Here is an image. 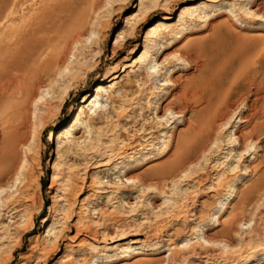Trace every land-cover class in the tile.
<instances>
[{
    "label": "rangeland",
    "instance_id": "1",
    "mask_svg": "<svg viewBox=\"0 0 264 264\" xmlns=\"http://www.w3.org/2000/svg\"><path fill=\"white\" fill-rule=\"evenodd\" d=\"M76 1L0 0V162L27 158L17 182L13 173L3 180L18 208L7 212L0 199V264H241L254 251L261 257L253 264H264V131L250 136L244 121L250 105L264 114V0H151L138 38L116 48L127 16L147 1L120 0L96 14L79 42L56 44L59 9ZM199 2L204 7L179 17ZM164 15L173 17L164 31L171 39L150 45L140 75L146 33ZM114 68L121 77L98 98L97 120L83 115L84 124L71 127L85 94L95 96ZM211 96L225 116L195 140L189 126ZM65 127L73 133L62 134ZM148 132L154 159L118 157ZM180 146L181 167L137 179ZM127 239L138 241L109 251Z\"/></svg>",
    "mask_w": 264,
    "mask_h": 264
},
{
    "label": "bare ground",
    "instance_id": "2",
    "mask_svg": "<svg viewBox=\"0 0 264 264\" xmlns=\"http://www.w3.org/2000/svg\"><path fill=\"white\" fill-rule=\"evenodd\" d=\"M118 1H120V0H91L90 3L82 4L78 0L74 3L72 9H69V10L59 9V11L63 12V16H62L61 20L59 21L60 24H57L58 22L56 23V26L59 25L55 29V33L58 36L56 35L57 41L56 40H53V41L54 42L56 41V44H58L57 42L64 43L66 46H68L71 42H79L82 37L86 36V28L94 19H96L95 18V17H97L96 14H99L100 11L102 9H104L106 6H108L109 4L113 5ZM150 1L151 0L144 1V3L142 2V4H140L141 7H140L138 12H136V13L134 12V14H129V16H127L126 25H125V27H123L120 30V33L117 37L116 48L121 44V42H122L121 40H125L126 42H129V40L131 39V37H129V36H131V35L135 38V40L138 38V31H139L138 28L140 26L139 22L143 18V16H145V14H148L149 11H148V5L147 4ZM131 5H132V3L130 4V6ZM202 7H204V4L202 2H199L197 4L186 5L182 8L179 17L180 18L185 17L186 14L193 15V13L195 11H197L199 8H202ZM210 18H211V16L207 17V19H210ZM169 19H173V17L169 16V15H164L160 20H158L157 22H155L154 24L149 26V30L147 31L146 36H145L146 47L135 61L140 66L137 69L139 71L140 75H142L145 72V70H142L141 68L146 64V62H148L149 53H150V50H149L150 45H153L154 43H156L158 41H159V43L165 44L169 41V39H171V38H169L170 37L169 34H166L167 32L164 33V31L169 27V24L167 22V21H169ZM49 31L52 33L51 29ZM175 37H176V39L181 38L182 37L181 32L176 33ZM116 48H115V50H117ZM165 50H166V48H164V50L161 52V54H163ZM30 51L34 52V48L30 49ZM158 52H159V50H158ZM46 64H48V63H46ZM46 66H48V65H46ZM43 67L45 68V66H43ZM126 67L127 68L130 67V65H126ZM144 68H145V66H144ZM46 69H47V67H46ZM49 69L50 68L48 67V69L46 71H48ZM173 71H174V69H173ZM120 72L121 71L117 70V68H114L113 70L108 72L106 74L107 80L106 81L103 80L102 82L97 84L95 86V88L93 89L95 96H93V94H91L90 92L85 94L82 103L79 105V108L76 110V113H75L76 117H75L74 123L71 125V127H73V128L77 127V126L79 127L82 124H84V120L82 119L83 115L88 117L89 120L91 119V121L97 120V118H98L97 113L99 112L98 98L105 95V92L107 91L108 87L112 88V87L116 86V83H117L116 81L119 80L121 77ZM122 72H125V69H123ZM134 81H137V80H134ZM132 82H130V83L128 82V83L132 84ZM108 83H111L112 85L107 86ZM108 95H109L108 96L109 98H112L111 93H109ZM215 97L216 96H213L207 102L208 104L206 105V107L204 109V113H202L203 115L196 117L194 122L189 126V128H191L193 131L195 140L201 139L205 135L209 134L208 128H210L212 126V124H214L216 119H223L225 116L224 111L222 109H220L222 104L221 103L218 105L215 104L216 103ZM17 103L18 102H13L14 105ZM231 104H233V103L232 102L227 103V105L230 107H231ZM248 109L250 110L251 114L248 116L247 120H244V121H246V123L248 122V124H249L248 135L253 136V135H255L254 134L255 132H259V131L261 132L262 129L264 131V126L262 128V121L264 120L262 118H264V116H263L264 114L263 115L260 114L259 108H257V106H254V105H250V107ZM91 111H94V112L92 113ZM171 111H173V110H171ZM10 116H12V113ZM65 128H63V130H62V132H61L62 134L69 135V134L73 133L72 128H66V129ZM242 132H244V131H242ZM150 133L151 132H148L149 136L146 139L141 140L143 142H141L139 140L132 141V142L128 143L125 147H123L121 150L119 149V153L116 152L119 155L118 157L130 158V157H134L135 155L140 153V154L144 155L147 163L150 162L152 159H154V156L152 155L153 150H154V148H153L154 141L151 140L153 136H150ZM240 134H241L240 138L244 139V137L246 135H244V133H240ZM55 138H56V134L54 133V130H52L51 137L48 139V141H50V142L55 141ZM20 140H21V137L19 135H17L15 138L12 139V141H20ZM167 141L169 144L170 140H167ZM185 152H186V149L184 146L177 147L175 149V152L173 151L164 160H162L161 162L157 163L155 166L152 167L153 171L150 170L151 174L146 175V174H144V172L141 174L135 173L137 179L143 181V183H147L148 179H150V178H156V177H159V178L162 177L163 178V177L169 176L170 173L172 172V170L178 169L179 167H181L184 164V162L186 160V158H185L186 153ZM26 161H27V158L25 157L24 163L22 165L19 164L17 166L15 165L16 163L14 164L12 161H10L7 165H4L0 162V196L2 195V197L0 199L4 202L5 205H3V207H4V210H6V211L9 209L16 210L18 208V206H17L18 200L17 201L15 200L16 202H12V203L7 202V199L10 197V194H9V192H6L5 194H3L5 189H6V186H5L6 183L4 182L5 183V185H4L3 180H4L6 175L13 173L12 175L17 176V178L14 179L15 182H17L19 180V175L21 174V171L24 170V168H25ZM134 170L135 169L131 168V167L126 168L125 177H127L128 181L132 180V176H130V175L134 174L133 173ZM133 180L135 181V178ZM243 181H244V179L239 178L238 180H236L232 184L230 190L228 191V193L224 199L225 201H227V200L231 201L235 198V196L238 192V189H239L240 185L243 183ZM157 190L162 191L160 189H157ZM221 208H222V206L220 204H218V206L216 207L217 210H219ZM49 221H50L49 219L46 220V222H49ZM224 225H226V224H224ZM222 230H221L222 233L224 232L227 234L230 231V227L223 226ZM137 241H138L137 239L136 240L135 239H127L125 241H119L113 245H110L108 249L110 252H117L121 249H129L130 250L133 248L134 244H137ZM124 257H126V256H124ZM260 257H261V254H259V252H257V251L251 252L243 258V260L241 261V264H253L255 261L260 259ZM130 264H141V263L138 259H136Z\"/></svg>",
    "mask_w": 264,
    "mask_h": 264
}]
</instances>
